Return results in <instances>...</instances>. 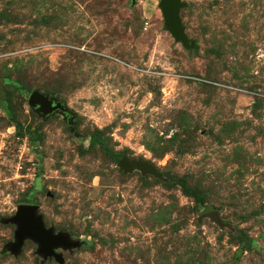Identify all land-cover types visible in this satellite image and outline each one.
I'll use <instances>...</instances> for the list:
<instances>
[{
  "label": "rangeland",
  "instance_id": "obj_1",
  "mask_svg": "<svg viewBox=\"0 0 264 264\" xmlns=\"http://www.w3.org/2000/svg\"><path fill=\"white\" fill-rule=\"evenodd\" d=\"M182 2L192 48L160 0H0V264H59L6 249L21 204L65 264H264V0Z\"/></svg>",
  "mask_w": 264,
  "mask_h": 264
},
{
  "label": "water",
  "instance_id": "obj_2",
  "mask_svg": "<svg viewBox=\"0 0 264 264\" xmlns=\"http://www.w3.org/2000/svg\"><path fill=\"white\" fill-rule=\"evenodd\" d=\"M159 5L163 10L166 26L171 30L176 40L182 42L186 48H192L194 41L188 40L182 23L181 8L184 5L182 0H160ZM28 102L39 115L45 118L57 112H61L65 116L71 113L64 102L39 90L30 93ZM119 166L125 171H132L136 168L147 169L144 162L129 160L126 157L120 160ZM38 210L39 207L35 204H21L14 215L2 220L6 224L13 223L17 226L15 240L8 243L6 249L18 255L22 251L26 240L31 239L37 243V254L42 256L44 260L54 258L59 264H65L63 253L58 252L57 249L67 250L80 247L82 240H74L69 233L56 231L54 227H48L43 215ZM201 216H210L213 220L224 225L220 213L213 207L205 208Z\"/></svg>",
  "mask_w": 264,
  "mask_h": 264
},
{
  "label": "trees",
  "instance_id": "obj_3",
  "mask_svg": "<svg viewBox=\"0 0 264 264\" xmlns=\"http://www.w3.org/2000/svg\"><path fill=\"white\" fill-rule=\"evenodd\" d=\"M192 195L195 197V199L197 200V201H199V202H203V198L199 195V194H197L196 192H192ZM26 202H31L30 200H28V201H26Z\"/></svg>",
  "mask_w": 264,
  "mask_h": 264
},
{
  "label": "flooded vegetation",
  "instance_id": "obj_4",
  "mask_svg": "<svg viewBox=\"0 0 264 264\" xmlns=\"http://www.w3.org/2000/svg\"><path fill=\"white\" fill-rule=\"evenodd\" d=\"M69 117V115H67Z\"/></svg>",
  "mask_w": 264,
  "mask_h": 264
}]
</instances>
